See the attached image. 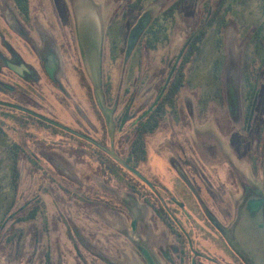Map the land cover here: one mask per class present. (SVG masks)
Segmentation results:
<instances>
[{"label":"rangeland","instance_id":"374dc122","mask_svg":"<svg viewBox=\"0 0 264 264\" xmlns=\"http://www.w3.org/2000/svg\"><path fill=\"white\" fill-rule=\"evenodd\" d=\"M211 19L133 160L139 123ZM0 101L75 132L0 107V264H180L175 222L233 264L243 200L264 196V0H0Z\"/></svg>","mask_w":264,"mask_h":264},{"label":"flooded vegetation","instance_id":"af4514ba","mask_svg":"<svg viewBox=\"0 0 264 264\" xmlns=\"http://www.w3.org/2000/svg\"><path fill=\"white\" fill-rule=\"evenodd\" d=\"M140 24H142L144 28L145 20H142ZM0 102L14 104L9 101H0ZM14 105H17V104H14ZM17 106H21V105H17ZM0 107L14 109V110L26 113L30 116H33L42 122L49 123L25 111H22V110L13 108V107H8L5 105H0ZM21 107L28 109L27 107H24V106H21ZM41 116L45 117L43 115ZM56 123L70 129L69 127L59 122H56ZM62 129L66 130L65 128H62ZM82 138L88 139L84 135ZM253 190H254L253 188L250 189L248 198L246 200H243V207L241 210L239 220L236 222L235 226L233 227V233H234L233 235L235 238L234 243L238 249V252H232V255L234 257L230 255V258L233 264H264V262H262V260H264V196L261 194V192L256 191L257 192L256 193ZM171 226L176 228L179 233V237H178L177 233L176 234L172 233V230L170 229L171 235L174 237V243L178 245V248H176V250L178 251L177 255L180 256L179 257V260L181 262L180 264H203V262H200V263L198 262L197 260L198 258L211 259V261L214 262L215 264H220L218 260H215L214 258H209V256H205V254H203L202 252L196 251L191 241L192 235L189 232H186L185 230L180 229L179 226L176 224V222L172 224ZM235 256L242 259L244 262L243 263L239 262L237 259H235ZM165 257L169 264H174L171 258H168V256L166 255Z\"/></svg>","mask_w":264,"mask_h":264},{"label":"trees","instance_id":"16d2710c","mask_svg":"<svg viewBox=\"0 0 264 264\" xmlns=\"http://www.w3.org/2000/svg\"><path fill=\"white\" fill-rule=\"evenodd\" d=\"M213 21L214 20L211 19L205 22L201 28L191 36L187 43V47L181 59L180 65L167 92L156 105V107L139 123L131 147V158L133 160H138L141 153H144V149L146 147V136L148 134L154 133L160 124L165 120L169 109L174 108L178 96L185 86L187 65L192 61L194 55L199 49L200 44H202V42L205 40L210 27L213 24ZM131 166L136 168V164ZM170 228L172 233H177V236L179 237L177 229L174 227Z\"/></svg>","mask_w":264,"mask_h":264},{"label":"water","instance_id":"95a60500","mask_svg":"<svg viewBox=\"0 0 264 264\" xmlns=\"http://www.w3.org/2000/svg\"><path fill=\"white\" fill-rule=\"evenodd\" d=\"M142 28H143V26H142V24H140V25L135 29V31H134V33H133V35H132V38H131V42H130L131 46H133V44H134V42L136 41V39H137V37H138L140 31L142 30ZM94 84H95V91H96V96H97V100H98L99 106H100L101 110L103 111V114H104L105 117H106L107 124L111 127V125H112V118H111V117H112V116H111V113L109 112V110L106 108L105 103H104V98H103V96H102V94H101L100 74H99V71H97V70L95 71V75H94ZM0 105H5V106H8V107H13V108H16V109H19V110L25 111V112H27V113H29V114H31V115H34V116H36V117H38V118H40V119H42V120H44V121H47V122L51 123V124H53V125L59 126V127H61V128H65L64 126H61L60 124H58V123H56V122H54V121H51V120H49V119H47V118H45V117H42L41 115H39V114H37V113H35V112H32V111H30V110H28V109H25V108H23V107H21V106H17V105L10 104V103H3V102H0ZM65 129L71 131V130L68 129V128H65ZM71 132L75 134L74 131H71ZM76 134L80 136V134H78V133H76ZM81 136L83 137V135H81ZM92 142H94V141H92ZM94 143H95V142H94ZM100 147H101V146H100ZM101 148H102L104 151H106V152H108V153L111 154V152H110L107 148H105V147H101ZM115 158H116V159H117V160H118V161H119L124 167H126L128 170H130V171L133 172L135 175L139 176V177L142 178L144 181H146V179L142 176V174H141L136 168H134L133 166L129 165L127 162L120 160V159L117 158V157H115Z\"/></svg>","mask_w":264,"mask_h":264}]
</instances>
